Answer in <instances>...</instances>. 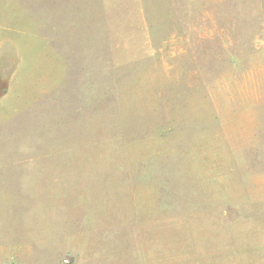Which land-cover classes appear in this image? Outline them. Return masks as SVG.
Here are the masks:
<instances>
[{
    "label": "rangeland",
    "instance_id": "rangeland-1",
    "mask_svg": "<svg viewBox=\"0 0 264 264\" xmlns=\"http://www.w3.org/2000/svg\"><path fill=\"white\" fill-rule=\"evenodd\" d=\"M0 264H264V0H0Z\"/></svg>",
    "mask_w": 264,
    "mask_h": 264
}]
</instances>
